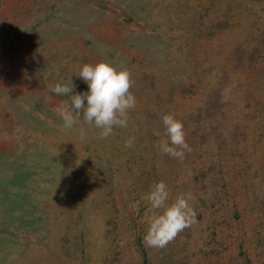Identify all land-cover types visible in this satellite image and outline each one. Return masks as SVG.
Returning <instances> with one entry per match:
<instances>
[{"label":"rangeland","instance_id":"obj_1","mask_svg":"<svg viewBox=\"0 0 264 264\" xmlns=\"http://www.w3.org/2000/svg\"><path fill=\"white\" fill-rule=\"evenodd\" d=\"M105 60L132 74L127 127L65 129L51 88ZM160 181L197 223L153 248ZM0 264H264V0H0Z\"/></svg>","mask_w":264,"mask_h":264},{"label":"clouds","instance_id":"obj_2","mask_svg":"<svg viewBox=\"0 0 264 264\" xmlns=\"http://www.w3.org/2000/svg\"><path fill=\"white\" fill-rule=\"evenodd\" d=\"M78 77L87 84V92L72 94L74 85L71 78L67 82H58L51 88L55 94L68 97V100L61 102L54 109L63 120V127L71 129L78 121L83 120L100 129L99 135L102 139L113 135L114 128L127 127L129 113L137 103L135 95L131 92L134 83L131 72L105 60L95 65H83ZM162 121L163 133H154L167 137L160 143L162 153L183 161L186 153L192 151L186 142L183 123L171 113L164 115ZM81 136H84L83 129ZM133 144L134 139L126 140L125 148H130ZM169 195L167 185L160 181L154 184L144 197L151 211L147 233L143 238L149 247L164 248L181 232L197 223L196 212L190 203L191 195L181 194L168 203Z\"/></svg>","mask_w":264,"mask_h":264}]
</instances>
